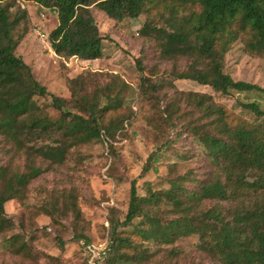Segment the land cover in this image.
<instances>
[{
    "label": "trees",
    "instance_id": "1",
    "mask_svg": "<svg viewBox=\"0 0 264 264\" xmlns=\"http://www.w3.org/2000/svg\"><path fill=\"white\" fill-rule=\"evenodd\" d=\"M4 1L0 0V154L22 158L24 165L20 170L0 163V238L10 254L37 262L29 249L31 236L6 237L24 227V220L19 217L16 223L5 205H22L32 181L51 167L63 166L71 155L79 156L81 148L113 138L133 114L117 96H105L112 84L89 89L91 74L66 80L69 99L49 93L16 55L21 35L14 32L22 21L28 22V13L19 9L10 15ZM13 1L56 11L57 26L48 42L59 61L102 59L104 38L96 10L115 23L145 16L139 35L157 47L158 59L172 64L168 74L157 77L141 57L135 59L140 75L136 92L157 101L159 120L153 130L158 140L140 175L130 182L123 219L110 211L106 263L153 264L163 247L196 238L197 250L216 264H264V108L255 101L239 102L250 120L216 100L241 93L264 98V89L233 81L223 70L225 54L236 41L245 54L264 60V0ZM179 61L185 62L183 70ZM180 80L209 91L178 90L174 83ZM122 87L127 86L122 82ZM38 98H50L51 103L40 107ZM158 160L165 169L159 179L163 185L156 188L145 181L146 193L139 196L137 180L156 170ZM39 211L61 232L67 230L63 222L70 221L74 241L84 242L85 264V249L93 241L84 235L83 213L73 192L56 194ZM36 230L29 229L28 235ZM55 243L62 251V238ZM177 254L175 249L166 251L170 259Z\"/></svg>",
    "mask_w": 264,
    "mask_h": 264
},
{
    "label": "rangeland",
    "instance_id": "2",
    "mask_svg": "<svg viewBox=\"0 0 264 264\" xmlns=\"http://www.w3.org/2000/svg\"><path fill=\"white\" fill-rule=\"evenodd\" d=\"M3 6L12 16L19 9L28 13V22L22 21L14 32L15 35H21L16 55L31 67L35 79L49 93L69 99L66 80L91 74L93 76L89 77V89L112 84V92L106 91L105 96L111 99L117 96L133 114L131 120L124 122L122 131L113 138L81 148L79 156L71 155L63 166L51 167L32 181L22 205L16 201L5 205L6 214L13 217L16 223L19 217L24 220V227L15 228L6 237L20 234L28 239L31 236L29 249L32 256L38 257V261H24L10 254L2 244L3 238H0V264H82L81 249L84 242L74 241L70 221L63 222L66 231L55 230L49 225V219L40 215L39 209L56 194L72 191L77 198V206L83 213L84 235L93 242L109 238L107 221L110 211L114 210V214L123 219L129 204L130 182L138 178L146 158L155 149L154 142L158 140V135L153 130L159 120L156 113L157 101L136 92L140 75L135 59L141 57L143 66L155 69L157 77L168 74L172 64L158 59L157 47L139 35L138 31L146 19L143 15L115 23L102 12L94 10L98 28L104 38L102 59L91 62L76 59L59 61L48 42L49 34L57 26V13L54 9L13 0L4 1ZM177 66L183 70L185 62L179 61ZM223 70L233 81L264 89V60L245 54L240 41L234 42L225 54ZM122 82L127 87H122ZM174 85L178 90L209 91L185 80L175 81ZM165 91L171 95L170 89ZM216 100L235 114L250 120L251 116L239 106V102L255 101L264 108V98H257L249 93L234 94L232 97L218 96ZM50 103V98L37 99L40 107L49 106ZM0 163L20 170L24 165L22 158L3 154H0ZM160 163L158 160L156 170L137 180L139 196L146 193L145 181H151L156 188L163 185L159 179L165 175V169ZM29 229L37 230L28 235ZM59 237L64 244L62 251L55 243V239ZM170 249H175L178 253L173 259L166 255V251ZM153 264L216 263L197 250L196 238H182L173 246L163 247Z\"/></svg>",
    "mask_w": 264,
    "mask_h": 264
},
{
    "label": "built area",
    "instance_id": "3",
    "mask_svg": "<svg viewBox=\"0 0 264 264\" xmlns=\"http://www.w3.org/2000/svg\"><path fill=\"white\" fill-rule=\"evenodd\" d=\"M108 251L106 239L92 242L85 249V264H107Z\"/></svg>",
    "mask_w": 264,
    "mask_h": 264
}]
</instances>
